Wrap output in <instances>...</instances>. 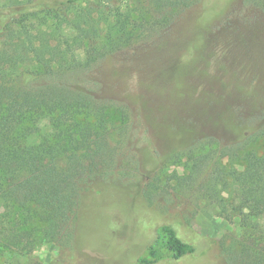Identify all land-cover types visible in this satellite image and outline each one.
I'll list each match as a JSON object with an SVG mask.
<instances>
[{
	"label": "rangeland",
	"instance_id": "rangeland-1",
	"mask_svg": "<svg viewBox=\"0 0 264 264\" xmlns=\"http://www.w3.org/2000/svg\"><path fill=\"white\" fill-rule=\"evenodd\" d=\"M129 8L138 23L131 43L88 72L102 100L130 113L119 169L83 193L67 246L3 253L0 264H138L162 225L195 252L157 264H223L225 249L242 241L238 217H225L208 184L219 146L264 123V0H133ZM197 142L200 169L190 154L175 159Z\"/></svg>",
	"mask_w": 264,
	"mask_h": 264
},
{
	"label": "trees",
	"instance_id": "trees-1",
	"mask_svg": "<svg viewBox=\"0 0 264 264\" xmlns=\"http://www.w3.org/2000/svg\"><path fill=\"white\" fill-rule=\"evenodd\" d=\"M105 1L0 0V257L26 256L42 243L67 246L83 193L119 169L130 113L102 100L88 72L129 46L138 23L131 20L133 0ZM241 132L233 144L219 146L218 172L208 185L243 232L238 246L225 249L223 264H264V123ZM204 146L197 142L174 157L190 154L200 169L203 159L193 156ZM149 189L155 194L154 185ZM194 252L162 225L137 263Z\"/></svg>",
	"mask_w": 264,
	"mask_h": 264
}]
</instances>
